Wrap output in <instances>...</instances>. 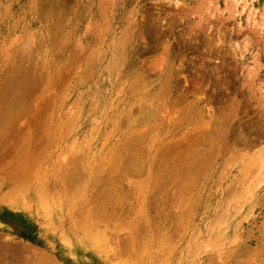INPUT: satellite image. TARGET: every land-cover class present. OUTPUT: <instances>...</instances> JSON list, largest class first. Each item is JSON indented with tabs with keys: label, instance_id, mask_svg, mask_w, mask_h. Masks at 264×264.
Segmentation results:
<instances>
[{
	"label": "rangeland",
	"instance_id": "374dc122",
	"mask_svg": "<svg viewBox=\"0 0 264 264\" xmlns=\"http://www.w3.org/2000/svg\"><path fill=\"white\" fill-rule=\"evenodd\" d=\"M263 178L264 0H0V264H264Z\"/></svg>",
	"mask_w": 264,
	"mask_h": 264
},
{
	"label": "bare ground",
	"instance_id": "6f19581e",
	"mask_svg": "<svg viewBox=\"0 0 264 264\" xmlns=\"http://www.w3.org/2000/svg\"><path fill=\"white\" fill-rule=\"evenodd\" d=\"M235 1H236V0H235ZM125 6H126V5H125ZM228 12H229V11H228ZM130 27H131V26H130ZM125 43H126V42H125ZM128 43H129V42H128ZM165 53H166V52H165ZM124 55H125V54H124ZM165 56H166V55H165ZM151 69H152V68H151ZM169 76H170V75H169ZM167 79H168V78H167ZM167 79H166V80H167ZM145 82H146V81H145ZM148 82H149V81H148ZM142 84H144V83H142ZM143 86H144V85H143ZM150 88H151V87H150ZM141 91H142V90H141ZM143 92H144V91H143ZM143 110H144V109H143ZM217 130H218V129H217ZM220 132H221V131H220ZM245 153H246V152H245ZM247 153H248V152H247ZM223 155H224V154H223ZM245 155H246V154H245ZM247 156H248V155H247ZM262 157H263V156H262ZM248 158H249V157H248ZM247 160H248V159H247ZM253 163H254V162H253ZM260 165H261V164H260ZM247 169H248V168H247ZM259 169H260V168H259ZM259 169H258V170H259ZM143 170H144V169H143ZM78 173H79V172H78ZM75 174H76V173H75ZM71 175H72V174H71ZM79 175H80V174H79ZM79 175H78V174H77V175H72V176H73L72 181H74L76 184H77V181L80 179ZM37 177H38V176H37ZM67 177H70V176H67ZM78 178H79V179H78ZM82 179H83V178H82ZM223 179H224V178H223ZM263 179H264V178H263ZM241 180H242V179H241ZM245 180L248 181V179H246V178H245ZM249 180L251 181V176H250ZM81 181H82V180H81ZM247 181H245V182L247 183ZM250 181H249V183H250ZM262 182H264V181H262ZM262 182H261V183H262ZM81 183H82V182H81ZM241 183H242V182H241ZM241 183H240V186H241ZM261 183H260V184H261ZM69 184H70V183H69ZM71 184H73V183L71 182ZM242 184H244V182H243ZM77 185H78V184H77ZM79 185H80V184H79ZM236 185H238V184H236ZM75 186H76V185H75ZM240 186H239V187H240ZM246 186H247V185H246ZM67 187H68V186H67ZM233 187H234V186H233ZM239 187H238L237 191L240 192L241 189L239 190ZM241 187H243V186H241ZM70 188H72V186L69 187V188H67V190L70 189ZM132 188H133V187H132ZM246 188H250L249 185H248L247 187H243L242 191L244 192V189H245V192H246ZM257 188H259V187H257ZM136 189H137V188H136ZM234 189H235V188H234ZM234 189L232 188L231 190L233 191ZM231 190H230V191H231ZM247 190H248V189H247ZM255 190H256V189H255ZM237 191L234 190V193H236ZM242 191L240 192V195L236 193L237 196H236V198H234V200L237 201L238 198H241V195H242V193H243ZM253 191H254V190H253ZM253 191H252V192H253ZM227 192H228V191H227ZM252 192H251V193H252ZM186 193H187V192H186ZM228 193L230 194L231 192H228ZM232 193H233V192H232ZM67 194H68V193H67ZM223 194H224V193H223ZM231 195H232V194H231ZM233 195H234V194H233ZM246 195H247V194H246ZM251 196L253 197V195H251ZM251 196H250V197H251ZM229 197H231V196H228V198H229ZM242 197H243V196H242ZM246 197H247V196H246ZM69 199H70V198H69ZM73 199H74V197H73ZM243 199H244V198H243ZM247 202H249V200H248ZM73 203H74V201H73ZM247 204H248V203H247ZM194 208H195V207H194ZM232 210H233V209H232ZM242 210H243V209H242ZM228 211H229V210H228ZM238 212H239V211H238ZM229 213H230V212H229ZM225 215H226V214H225ZM89 217H90V216H89ZM91 218H92V217H91ZM149 218H150V217H149ZM245 219H246V218H245ZM91 221H92V219H91ZM91 221H90V222H91ZM229 221H230V220H229ZM177 225H178V224H177ZM237 226H238V225H237ZM178 227H179V226H178ZM179 228H180V227H179ZM171 230H172V229H171ZM136 231H137V229H136ZM131 232H132V231H131ZM144 233H145V232H144ZM209 235H210V234H209ZM175 236H176V235H175ZM262 239H263V238H262ZM205 241H206V240H205ZM234 241H235V240H234ZM263 241H264V240H263ZM236 242H237V241H236ZM148 246H149V245H148ZM211 246H212V245H211ZM211 246H210V247H211ZM131 247H132V246H131ZM222 247H223V245H222ZM148 248H149V247H148ZM219 248H220V247H219ZM260 248H261V247H260ZM143 249H144V248H143ZM157 249H158V248H157ZM215 249H216V248H215ZM263 249H264V247H263ZM25 250H26V249H25ZM32 250H33V249H32ZM22 251H23V250H22ZM22 253L24 254V252H22ZM25 253H26V252H25ZM24 255H25V254H24ZM263 255H264V254H263ZM216 257H217V256H216ZM232 257H233V256H232ZM252 257H253V256H252ZM260 257H261V256H259V258H260ZM263 257H264V256H263ZM19 258H20V257H19ZM21 258H23V257H21ZM249 258H250V257H249ZM259 258H258V260L260 261L261 259H259ZM140 261H142V260H140ZM263 261H264V260H263ZM18 262H20V260H18ZM32 262H33V261H32ZM213 263H215V262H213ZM217 263H218V262H217ZM259 264H260V263H259Z\"/></svg>",
	"mask_w": 264,
	"mask_h": 264
}]
</instances>
